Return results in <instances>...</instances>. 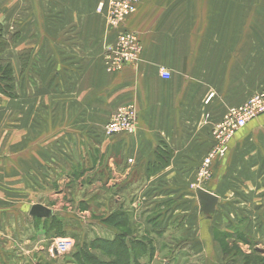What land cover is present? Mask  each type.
<instances>
[{"label": "crops", "instance_id": "0c3cea01", "mask_svg": "<svg viewBox=\"0 0 264 264\" xmlns=\"http://www.w3.org/2000/svg\"><path fill=\"white\" fill-rule=\"evenodd\" d=\"M87 1L84 5L89 7L90 0ZM143 1L144 4L142 3L133 19V25L143 31L142 55L139 63L144 66L136 67V71L146 76L144 102L134 103L138 112L136 113L138 130L131 136L117 135L104 145L98 142L91 144L84 138L86 159L89 160L94 155H100L99 160L103 155L109 156H103L101 163L99 164L98 161L95 167L86 168L85 173L83 170L85 163L81 162V171L79 170L81 177L78 181H74L76 179L74 171L79 169V166L74 165L75 168H73L66 162L58 164L56 156L53 159L54 162L46 163L45 161L46 154L51 155L56 152L52 139L64 140L69 135L72 136L71 130L67 129L70 128L67 124L72 118V107L68 105L69 102H65L64 112L61 114L57 110V103L50 102V98L47 102H43L42 108L38 104L40 100L29 102L17 98L0 101V243L7 247L5 236H13L16 241H19L16 243L17 248L25 252L24 255L21 252L18 259H11L13 263L10 264H34L32 258L28 256L32 254L31 252L33 256L35 252L41 254L40 251L43 250L44 243L41 240L44 239L43 230H46L44 224L50 222L54 216L48 214L49 218L43 219L33 217L29 212L31 206L41 205L46 212L50 209L54 210L64 197L58 193L61 190L64 193H72L74 191L72 186L74 187L77 182L79 190L86 186L98 191L102 197L108 198V195L112 197V207L116 206L118 209L113 210L115 212L102 213H107L105 215L107 219L113 217V220H116L113 226L122 231L117 233L116 229L110 230L106 226L109 221H103V223L96 221L93 228L83 222L81 248L87 246L86 249L93 250L95 246L96 250L102 251V244H104L103 246L106 245L114 257L124 260L121 264L125 262L136 264L138 259L144 264H154L158 252L165 249L171 253V257L170 259L164 257L163 264H174L183 257V254L179 252L184 250L188 245L187 242L190 243V239H185L184 236L182 221L184 211L179 210V206L183 204L179 205V202H189L190 206L188 210L186 209L185 217L189 216L188 212H192V209L197 211V215L193 216H196L193 223L189 225L194 233L197 229L199 233L196 238L190 237L191 243L197 248L205 244L204 237L202 239L203 228H207L206 235L212 241V232L209 234L210 224H206L199 212L195 191L201 188L215 195L218 198L217 208L222 196L226 194L227 186L231 187L235 180L234 176L238 174L236 173L238 168L235 166L240 167L239 181L245 187L254 184L250 183V177L253 178V176H250L248 171L257 173L255 185L262 188V196H264V130H258L255 133L258 140L254 149L257 152L258 164L256 168H253L254 170L250 168L248 158V150L251 146L248 139L251 132L242 130L229 142V151L224 159L212 161L208 168L211 178L203 180V183L196 181V185L189 188L194 182L197 170L201 168L202 160L215 144L211 136V125L221 119L224 110H219L214 102L208 106L209 116L205 118V115L201 116L203 109L194 97L197 90L195 88L191 90L194 86L188 85L187 80L188 76H193L189 81L192 84L194 75L199 73L201 63L198 59L204 58L200 51L210 52L212 48L215 52L217 40H221L228 34L235 37L234 44L229 48H222L223 51L230 50L231 53L233 49H236L240 39L241 57L263 58L264 10L261 11V18L250 20L248 9L245 10L246 18H244L243 6H241L240 18L208 20L197 18V14L198 10L208 8L206 4L210 6L211 0H207L209 2L206 0ZM54 5L55 0H0V52L1 43H7L10 35H15L16 53L24 51L27 25L46 28L48 22L43 19L25 20L23 10L26 6L28 10L37 11L51 9ZM65 5L66 8L72 9V4L66 2ZM15 11L20 12V17L18 13L14 18ZM14 22L20 25L16 31L4 30L6 26L13 25ZM249 27L255 28L252 31L254 40L249 36ZM44 37V35L38 36L36 40ZM47 38L49 41V36ZM49 43L53 44L52 41ZM250 43L252 55L248 54ZM42 47L43 45L32 51L35 50L34 53L41 56L45 55ZM47 48L48 53L55 57V62L60 59L57 58L58 51L55 45L47 44ZM8 53L9 50H6L0 59L2 60ZM70 54H72L71 50ZM227 56L225 54L224 57ZM16 60L15 65L19 72L18 57ZM58 63L60 65V61L56 65ZM161 66L170 73V83L160 80L158 75ZM189 90H191L188 94L189 98H184ZM178 93H181V96L175 97ZM119 103L108 102L109 108L107 106L106 110L103 102H92L89 106L93 113L84 115V123L102 124L110 113L117 109ZM234 103L241 102H222L223 107L234 105ZM203 119L204 124L210 125L200 126L199 123H202ZM261 122L264 125V116L258 119V128ZM58 124H64V129ZM261 133L263 139L260 138ZM233 146L240 148L239 154H235L236 157H234ZM68 150L70 152L71 147ZM168 177L173 179L167 181ZM93 179H96L95 182ZM89 180L91 181L88 182ZM46 188L53 189L55 192L54 195L46 196L47 202H55L54 206L48 204L42 196ZM258 193L261 195V191ZM67 198L68 203L65 201L64 207L58 210L59 219L68 218L71 221L74 213L77 215L79 213L77 219L84 214L89 218L90 214L86 211L73 212L71 208L74 200L72 197ZM169 204L172 206L169 207ZM67 212L72 216L67 217ZM19 225L26 228L23 230L25 237L21 236ZM33 226H36V229ZM169 233L172 235L170 243H160L158 238L166 237V235L169 237ZM193 245L189 247L192 248ZM138 250L139 257H137ZM6 260L3 264H9ZM114 264L120 263L117 261Z\"/></svg>", "mask_w": 264, "mask_h": 264}, {"label": "rangeland", "instance_id": "374dc122", "mask_svg": "<svg viewBox=\"0 0 264 264\" xmlns=\"http://www.w3.org/2000/svg\"><path fill=\"white\" fill-rule=\"evenodd\" d=\"M87 1V0H85ZM84 0H55V5L51 9L43 10H28V7L23 10L25 20L40 18L48 22L46 28L28 26L26 27L25 36V48L24 51L16 53L15 48V35L9 36V41L1 43V54H4L6 50H9L8 55L0 59V101L4 99H23L29 102L33 100H40L38 104L40 108L43 106V102H47L48 98L50 102L57 103V110L64 112L65 102H69L72 108L71 122L67 124L71 130L72 136L69 135L66 139H52V144L56 147V152L45 155L46 163L53 161L55 156L57 157V163L66 162L68 165L79 166V169L74 171L76 179L78 181L81 177L79 172L81 171V162H84V173L87 171L86 168H93L101 163L103 155L99 160V156H91L88 160L84 157V138L91 144H107L114 137L121 133H109L107 134V122L111 119L115 112L120 109L133 108L135 118H137V109L134 106L135 102H144V89H145V75L139 74L136 71V67H143L144 64L139 63L141 61L142 53V34L143 31L133 25V19L140 10L143 0H132V8L127 14H123V18L113 19V14L120 8L118 6L119 0H90V6L84 5ZM203 1V0H202ZM72 4V9L66 8L65 3ZM88 2V1H87ZM206 2H209L206 0ZM208 8L198 10L197 18L206 19H229L240 18L241 9L243 6V16L246 18L245 10L248 9V19L262 17L261 11L264 10V0H211L210 6L206 4ZM20 11V10H19ZM14 12V18L20 12ZM22 14V12H21ZM245 14V15H244ZM31 22V20H30ZM218 22V21H217ZM29 23V21H28ZM27 24V23H26ZM22 26V25H21ZM20 27L14 22L13 25L6 26L5 31L13 32ZM35 27V30H34ZM246 29V28H245ZM255 28L249 27V36L254 38ZM264 29V28H263ZM40 30V32H38ZM49 31V32H47ZM44 35L45 37L41 40H36L38 36ZM47 36H49V41ZM55 38V39H53ZM135 38L139 55L137 61L131 67L121 69L119 73H113L106 69V63H111L115 54L119 52L117 47L121 39L126 41ZM235 39L234 36L227 35L221 40L218 39L215 52L200 51V54L204 55V58H199L200 67L199 73L194 75V81L190 84V80L193 76H188V85L194 86L191 88L197 91L194 94L197 102L200 103L202 115L208 117L210 112L207 110L211 104L218 105V109L223 111L221 119L213 123L211 126V136L215 142L216 135L214 134L215 129L220 126L225 120L226 116L230 112L247 107V116L245 125L235 131L232 138L242 130L251 132L249 137V143L251 144L248 150V158L250 162V168L257 167V158L254 147L256 146V132L258 130H264V125L261 122L258 128V119L264 116V57L256 59V57L243 58L241 57L240 51V39L237 43L236 49L223 51L222 48H229ZM8 40V39H7ZM53 44H50L51 42ZM254 40V39H253ZM224 42V43H223ZM48 45H55L57 47V58L60 59L55 62V57L48 53ZM43 45L42 50L45 51V55L34 53L32 49L39 48ZM212 47V45H211ZM70 50L71 53L70 54ZM251 43L248 48V54L251 53ZM227 54V57H224ZM210 55V57H208ZM16 57L19 61V72L15 65ZM60 61L56 65V63ZM106 62V63H105ZM259 63V65H258ZM110 65V64H109ZM103 67V70H101ZM133 68V69H131ZM167 70L163 66L159 67ZM61 70V71H60ZM129 70V71H128ZM168 71V70H167ZM104 72V73H102ZM108 75V76H107ZM159 76V75H158ZM171 76L168 78H162L160 80L170 83ZM112 80V81H111ZM184 98H189L188 94ZM181 93L175 97H180ZM41 102V103H40ZM92 102H103L106 106V110L109 108L108 102L119 103L117 109L111 112L107 120L99 125L94 123H84V115L92 114L93 110L89 106ZM222 102H241L239 104L224 106ZM38 105V106H39ZM202 105V106H201ZM108 106V108H107ZM119 106V107H118ZM63 108V109H62ZM61 109V110H60ZM58 112V113H59ZM26 116H28L26 114ZM63 121V118L61 119ZM30 121V120H29ZM69 121V120H68ZM67 121V122H68ZM199 123L200 126L206 127L210 124H204V119ZM32 126V123L30 124ZM60 125V124H58ZM133 134L134 135L137 128ZM60 127L64 129V124ZM71 136V137H70ZM231 138V139H232ZM260 138L263 139V134H260ZM225 143L227 147L225 153L222 156H218L216 160L224 159L227 151H229V142ZM261 141V140H260ZM215 145V144H214ZM81 146V148H80ZM69 147L71 150L69 152ZM214 146L211 147V149ZM239 147L233 146L234 157L235 154H239ZM210 151V150H209ZM47 158V160H46ZM85 158V159H84ZM79 164V165H78ZM47 165V164H45ZM75 165V166H74ZM238 174L234 176L233 184L229 185L226 194L222 196L216 211L212 214L210 219H207L205 215L203 220L206 224H210L209 234L212 232L213 240L210 241L209 236L207 237L205 229L202 234L204 237V243L200 248L191 243V238H196L198 235V229L194 233L189 223L195 219L194 215H197L196 209H192V212H188L189 216L185 217L186 209H189V202H179V210L184 211L183 217V229L185 239H190V243L185 246L184 250L180 251L183 257L179 258V261L174 264H264V196L262 188H258L255 185V178L257 173L255 171H248L250 176V184L245 187L241 185L240 180V167L235 166ZM78 168V167H77ZM80 170V171H79ZM91 170V169H90ZM251 170V169H250ZM205 171L202 167L199 168L194 177V182L190 184V189L198 183H203V180L210 179V170L207 174H203ZM83 172V171H82ZM86 174H84L85 176ZM210 177V178H209ZM172 177H168L167 181H171ZM94 182L96 179H93ZM89 180L88 182H90ZM173 181V180H172ZM196 182V183H195ZM175 184V183H174ZM230 184V181H229ZM244 184V183H242ZM166 187V186H165ZM58 188V187H57ZM74 191L72 193H64L60 191L58 194L63 195L60 204L55 209L48 211V214L53 217L52 222H58V225L54 229L44 228L43 236L41 240L43 244V250L34 253V256L30 254L28 257L32 258L33 263L40 264H65L67 261H72L69 264H114L122 263L124 260H118L113 254L106 248V245L102 244V251L88 250L84 246L81 248V239L83 238L82 224H89V227H94L96 221L103 223L108 222L106 226L110 230L116 229L117 233L122 232L120 228H115L113 223L116 220L112 218H105L102 212H115L116 210L112 207V197L108 195L102 197L101 194L96 190L84 186L82 190H79L78 182L72 186ZM261 191V195H258ZM231 192V193H230ZM159 193V192H158ZM55 194L53 189L46 188L42 193V196L47 202L46 196ZM74 200L72 202V211L76 212L83 210L90 214L88 216L84 214L79 219L78 215L74 213V218L71 221L67 219H59L60 215L58 210L64 207L65 201L68 203L69 199ZM85 199V201H84ZM50 205H55V202H47ZM59 203V201H57ZM169 207L172 205L169 204ZM69 206L67 205V209ZM118 209V208H117ZM108 210V211H107ZM178 210V209H176ZM70 211V212H72ZM118 211V210H117ZM116 211V212H117ZM98 215V216H97ZM56 216V217H55ZM67 217L72 214H66ZM187 216V215H186ZM48 216H46L47 218ZM59 217V218H58ZM85 217V218H84ZM49 218V217H48ZM60 220V221H58ZM121 220V219H120ZM50 221V222H51ZM50 222L46 223V226ZM51 222V223H52ZM24 226L19 225V232L21 236L24 234ZM36 229V226H33ZM190 227V229H189ZM12 235V234H11ZM24 236V235H23ZM26 236V235H25ZM24 236V237H25ZM159 237L160 243H170V237ZM206 236V237H205ZM201 237V235H200ZM58 238H71L74 242V246L71 250L65 254L56 258L50 257L48 251L50 244L54 239ZM157 238V237H156ZM172 238V237H171ZM193 238V239H195ZM8 246L6 247L3 243H0V264L6 260L13 263L11 259H18L23 253L21 248H17V241L13 236H5ZM32 239V238H31ZM19 243V241H18ZM211 244V246H209ZM193 245L192 248L189 246ZM208 245V246H207ZM170 246V245H168ZM189 247V248H188ZM79 251L77 259L74 257L75 252ZM104 251V252H103ZM25 252L23 253V255ZM98 254V255H97ZM139 257L140 251L137 252ZM83 257L81 260L80 257ZM164 257L170 259L171 253L166 249L159 251L154 264H163ZM87 259V260H86ZM84 260V261H83ZM68 264V263H66ZM125 264H127L125 262ZM136 264H144L143 261H136Z\"/></svg>", "mask_w": 264, "mask_h": 264}, {"label": "built area", "instance_id": "2783aa9c", "mask_svg": "<svg viewBox=\"0 0 264 264\" xmlns=\"http://www.w3.org/2000/svg\"><path fill=\"white\" fill-rule=\"evenodd\" d=\"M119 10L115 11L113 14V19L123 18V14H127L132 8V0H119ZM117 47L119 48V52L115 54V57L111 63H106V69L108 72L110 70L119 71L124 67H131L133 62L137 61V57L139 55L137 41L135 38H131V40H123L118 43ZM159 76L162 78H168L170 73L163 69H159ZM247 107L245 106L242 109L237 110V112H230L228 116H226L223 123L218 126L214 134L215 137V145L210 151L207 153L205 158L202 160L201 167L205 170L202 175L208 173V168L211 165L212 161L215 160L218 156H222L227 147L225 143L229 141L235 131L242 128L246 123L247 116ZM107 134L109 133H125V134H133L136 128V118L134 114L133 108H126L117 110L114 116L109 119L106 125ZM74 246V242L71 238H58L54 239L49 247V255L50 257L56 258L65 254L67 251L71 250Z\"/></svg>", "mask_w": 264, "mask_h": 264}, {"label": "water", "instance_id": "95a60500", "mask_svg": "<svg viewBox=\"0 0 264 264\" xmlns=\"http://www.w3.org/2000/svg\"><path fill=\"white\" fill-rule=\"evenodd\" d=\"M199 212L206 216L207 219H210L212 214L215 211L218 198L210 192H207L201 188H197L195 191ZM30 215L38 218H45L48 215L45 208L41 205H33L30 208Z\"/></svg>", "mask_w": 264, "mask_h": 264}, {"label": "trees", "instance_id": "16d2710c", "mask_svg": "<svg viewBox=\"0 0 264 264\" xmlns=\"http://www.w3.org/2000/svg\"><path fill=\"white\" fill-rule=\"evenodd\" d=\"M52 221H53V220H52ZM52 221H51V222H52ZM58 221H60V220H58ZM51 222L49 223L48 226H46V223H47V222H46V223L44 224V228H47V230H49V229H54V228L58 225V222H52V223H51ZM75 253H76V254H74V257L77 259V256H79V253H80V252H79V251H76ZM80 256H81V255H80ZM80 259L82 260L83 257L81 256ZM86 260H87V259H86ZM77 261H79V260L77 259ZM83 261H84V260H83Z\"/></svg>", "mask_w": 264, "mask_h": 264}, {"label": "bare ground", "instance_id": "6f19581e", "mask_svg": "<svg viewBox=\"0 0 264 264\" xmlns=\"http://www.w3.org/2000/svg\"><path fill=\"white\" fill-rule=\"evenodd\" d=\"M138 113V112H137ZM201 233H202V231H201ZM206 237V236H205ZM208 237V236H207ZM208 246V245H207Z\"/></svg>", "mask_w": 264, "mask_h": 264}]
</instances>
